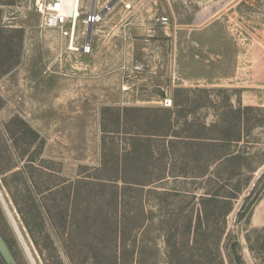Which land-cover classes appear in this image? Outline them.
<instances>
[{
    "label": "rangeland",
    "instance_id": "374dc122",
    "mask_svg": "<svg viewBox=\"0 0 264 264\" xmlns=\"http://www.w3.org/2000/svg\"><path fill=\"white\" fill-rule=\"evenodd\" d=\"M36 1L0 0V221L19 264H177L181 257L167 251L163 235L174 232L182 209L199 207L190 191L237 192L227 219L228 247H221L216 264H261L249 249L247 220L257 197L253 188L264 177V124H255L264 122V63L234 61L251 43L246 31L264 23V0L242 2L247 14L237 7L241 16L225 27L222 17L215 27L195 24L210 0H117L95 24L78 18L75 47L90 41V53L70 46L65 30L71 25L42 28ZM80 1L83 12H100L112 0ZM224 44L232 63H220L217 45ZM177 89L190 91L184 95L199 105L194 116L208 124L251 119L241 143L209 151L211 159L238 152L235 164L208 170L241 172L240 178L217 182L210 173L194 179L201 169L184 167L180 155L156 164L167 162L171 176L142 191L119 181V191L106 177L117 174L116 160L128 152L127 132L150 131L146 122L153 114L145 109L174 108ZM153 130L160 132L162 124ZM249 237L259 254L264 238Z\"/></svg>",
    "mask_w": 264,
    "mask_h": 264
},
{
    "label": "trees",
    "instance_id": "16d2710c",
    "mask_svg": "<svg viewBox=\"0 0 264 264\" xmlns=\"http://www.w3.org/2000/svg\"><path fill=\"white\" fill-rule=\"evenodd\" d=\"M200 91L208 92L207 88L200 89ZM188 89H177L173 97L174 108H151L145 109L153 114L152 118H149L146 125L149 126L150 131L140 132V131H130L128 138V152L122 154L116 161L117 174L110 177H106L107 180L116 184V188L119 191L122 190L118 183L122 181L123 188L127 185L136 187L137 191H142L146 186L152 184L157 180L164 179L173 174V171L167 162L165 165L158 164L157 162H162V159L167 157H172L174 160H179L180 155H184V167H189L191 169H197L201 172L193 175L194 179L203 178L205 176L210 177L209 167L212 164L217 165V163L222 162H234L238 161L241 156H238V152H224L217 157L211 159V149H223L225 147L231 146L233 144L241 143L245 137L249 134L250 121L251 119H240L237 123L225 122L221 119V122H214L208 124L207 122L200 120V118L195 117V113L199 105L192 103L188 96L184 94H189ZM183 98H182V96ZM182 98V99H180ZM208 102L201 104L200 106L206 107ZM187 106V108L185 107ZM246 110L251 108L246 107ZM128 110V108H127ZM187 110L185 113L184 111ZM238 113L240 110L238 109ZM157 112H162L165 118L159 121L160 117ZM125 113H122L120 117L123 118ZM162 115V116H163ZM240 116H242L240 114ZM180 118H185L184 123L180 127L177 122ZM159 123L162 124V130L156 132L153 130L154 126H158ZM256 125H262L264 122L257 121ZM160 142L158 144L157 142ZM183 151V152H180ZM158 155V156H157ZM249 155L248 154H245ZM183 158V157H181ZM108 165L107 158L105 157L101 168L104 169ZM135 167L139 169L134 176L132 174H127L126 170ZM243 167V166H242ZM239 167L240 169L242 168ZM207 169V171L203 169ZM158 171L159 175H156ZM181 174L184 177L189 176V172H185V169H181ZM255 170H251L254 172ZM241 172L232 171L228 174H215L213 173L212 178H216L218 181H237L240 178ZM156 175V176H155ZM105 178V179H106ZM264 177H260L259 181L253 188L252 193H256L257 197L253 202V205L264 196ZM224 183V182H223ZM237 191H241L239 183H236ZM233 191V190H232ZM192 195V200L199 203V207L189 210L182 209L181 213L177 219V224L174 232L171 236L167 234L163 235L165 239V244H167L168 252H176L180 257V262L177 264H216L218 262V257L220 254V249L225 245L224 238L226 236L227 230V219L229 214L234 208V199L237 198V192H226L224 194L204 192L198 196L195 191H190ZM189 192V193H190ZM176 191H169L170 196H174ZM187 193L186 197H189ZM121 198V195H117L116 198ZM251 194L246 200L250 198ZM143 201V200H142ZM244 209V208H242ZM243 211V210H242ZM241 212L240 217L243 216ZM250 215L247 220L249 224ZM141 225H138L142 229ZM144 230V228H143ZM141 230V232L143 231ZM0 231L9 245L10 249L13 251L12 244L10 240L6 238L1 229L0 221ZM140 231L137 232L136 243L140 235ZM252 234L259 235L260 239L264 238V227H252L247 234V241L249 243V249L253 251L259 259L261 264H264V258L260 253H264V240L262 241L261 247L259 249L260 253L257 254L255 251L256 247L253 246L250 237ZM166 237V238H165ZM172 259V253H168ZM1 255V254H0ZM2 257V255H1ZM16 257V255H15ZM3 259V257H2ZM223 261L222 258L220 259ZM5 262V260L3 259ZM225 262V261H224ZM6 264V262H5Z\"/></svg>",
    "mask_w": 264,
    "mask_h": 264
},
{
    "label": "crops",
    "instance_id": "0c3cea01",
    "mask_svg": "<svg viewBox=\"0 0 264 264\" xmlns=\"http://www.w3.org/2000/svg\"><path fill=\"white\" fill-rule=\"evenodd\" d=\"M210 1L211 3L208 6H206L205 8H201V10L197 14H195V17L197 18L195 21L196 22L195 24L197 26L205 25L207 22L209 23L208 25L210 26L213 25L215 27L217 20L222 17L223 18L222 21L225 27L226 24L230 22L232 23L233 19H235L237 16H241L240 13L247 14V9L243 10L244 8L242 6V2L249 3L248 0H238V2L236 3H232L234 0H210ZM237 7H240L242 9L240 13H237V10H236ZM254 11L257 13L256 10ZM254 29L255 30L253 31L250 30L251 32L248 30L246 31L252 34L251 43L247 44L246 42L245 43L243 42L244 45H242V48L245 49L244 51H246V53L245 55L240 54L239 56H237V59L234 61L236 64H249L250 63V64L259 65V64L264 63V55H263L264 23H262L261 26L259 27H254ZM246 38L247 37H245V39ZM192 45L193 47L194 46H197L200 48L204 47L201 44V41L200 42L193 41ZM206 47H209V46H206ZM217 48L222 50L221 54L224 58L223 60H220V63L226 62L227 59H228V63L229 62L232 63L233 53L231 51V47L224 44V46L217 45ZM227 55H230V57L227 58ZM249 226L250 227H264V196L259 198V200L255 203L252 213L250 215Z\"/></svg>",
    "mask_w": 264,
    "mask_h": 264
},
{
    "label": "built area",
    "instance_id": "2783aa9c",
    "mask_svg": "<svg viewBox=\"0 0 264 264\" xmlns=\"http://www.w3.org/2000/svg\"><path fill=\"white\" fill-rule=\"evenodd\" d=\"M68 0H37L36 9L42 16L41 27L44 29L48 28H60L64 29L67 24L71 25L70 30H65V34L70 36L71 42L70 46L72 48L80 49L84 53H90L92 50V45L90 41H87L80 47H75L76 28L77 21L81 15H85V21L87 24H95L102 19L101 11L97 10L90 12H83L80 6V12L78 15L73 14L72 12H67ZM162 21L165 23L168 21L167 17L162 18ZM165 105H172L171 99H165Z\"/></svg>",
    "mask_w": 264,
    "mask_h": 264
},
{
    "label": "water",
    "instance_id": "95a60500",
    "mask_svg": "<svg viewBox=\"0 0 264 264\" xmlns=\"http://www.w3.org/2000/svg\"><path fill=\"white\" fill-rule=\"evenodd\" d=\"M117 2V0H112L109 2L105 8L101 11V14L104 15L109 9L113 7V5ZM0 254L5 260L6 264H19L6 240L4 239L1 231H0Z\"/></svg>",
    "mask_w": 264,
    "mask_h": 264
},
{
    "label": "bare ground",
    "instance_id": "6f19581e",
    "mask_svg": "<svg viewBox=\"0 0 264 264\" xmlns=\"http://www.w3.org/2000/svg\"><path fill=\"white\" fill-rule=\"evenodd\" d=\"M80 2V0H68L66 6L67 12H72L73 14L78 15L80 12Z\"/></svg>",
    "mask_w": 264,
    "mask_h": 264
}]
</instances>
